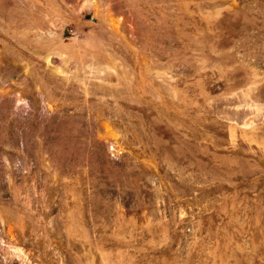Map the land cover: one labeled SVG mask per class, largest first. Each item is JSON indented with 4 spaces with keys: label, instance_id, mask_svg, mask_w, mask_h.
Listing matches in <instances>:
<instances>
[{
    "label": "rangeland",
    "instance_id": "374dc122",
    "mask_svg": "<svg viewBox=\"0 0 264 264\" xmlns=\"http://www.w3.org/2000/svg\"><path fill=\"white\" fill-rule=\"evenodd\" d=\"M0 264H264V0H0Z\"/></svg>",
    "mask_w": 264,
    "mask_h": 264
}]
</instances>
